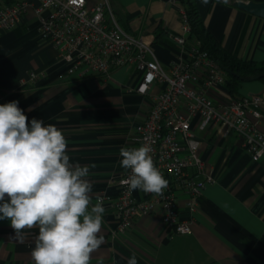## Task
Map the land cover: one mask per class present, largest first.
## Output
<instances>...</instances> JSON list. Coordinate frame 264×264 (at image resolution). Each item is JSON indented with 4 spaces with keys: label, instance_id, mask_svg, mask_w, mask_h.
Here are the masks:
<instances>
[{
    "label": "crops",
    "instance_id": "0c3cea01",
    "mask_svg": "<svg viewBox=\"0 0 264 264\" xmlns=\"http://www.w3.org/2000/svg\"><path fill=\"white\" fill-rule=\"evenodd\" d=\"M108 1L123 29L151 41L156 58L168 67L176 49L165 36L180 32V0ZM192 1L208 33L227 52L244 61H264V18L235 8L236 0ZM47 14L43 10L40 16ZM38 27V16L30 7L20 25L0 34V104L18 101L29 123L41 119L63 131L73 164L95 165L88 177L93 204L98 195L115 197L118 190L110 181L126 171L120 166L119 150L132 147L134 129L160 87L146 95L128 92L139 81L132 67L119 68L107 80L70 79L54 48L39 39ZM158 27L162 38L154 43ZM30 71L37 74L36 81L21 85ZM249 94L264 98V80L241 83L237 95ZM259 128L264 131V110ZM197 136L199 155L213 183L202 192L190 234L168 235L157 208L137 217L125 236H113V211L104 204V243L92 254L91 264H127L133 253L137 264H264V157L252 161L234 132L224 136L211 127ZM134 195L142 193L134 190ZM178 206L183 208V201ZM37 235V228L26 229L22 241L14 239L10 221L0 220V264H33Z\"/></svg>",
    "mask_w": 264,
    "mask_h": 264
},
{
    "label": "built area",
    "instance_id": "2783aa9c",
    "mask_svg": "<svg viewBox=\"0 0 264 264\" xmlns=\"http://www.w3.org/2000/svg\"><path fill=\"white\" fill-rule=\"evenodd\" d=\"M38 1L36 4L33 0H6L0 4V34L20 25L31 7L39 19V39L54 48L57 60L65 66L66 77L76 81L107 80L119 68L132 67L139 81L128 92L146 95L153 87H160L145 118L134 129L132 147L150 146V154L168 180V187L162 196L139 190L142 196L136 197L134 190L129 191L123 183L128 170L119 179L111 180L117 195L97 197L112 208L113 236H125L137 217L157 208L168 235L190 234V222L198 211L202 192L213 183L198 152L197 133L211 127L224 136L234 132L242 140L243 151L252 161H258L264 157V131L259 128L264 98L227 91L223 71L191 37L181 7L180 32L165 36L176 49V56L168 67H163L151 41L120 26L108 0L94 4L87 0ZM43 10L48 12L45 17L40 16ZM36 79L37 74L30 71L20 84H34ZM197 175L203 178L196 180Z\"/></svg>",
    "mask_w": 264,
    "mask_h": 264
},
{
    "label": "clouds",
    "instance_id": "9594fccd",
    "mask_svg": "<svg viewBox=\"0 0 264 264\" xmlns=\"http://www.w3.org/2000/svg\"><path fill=\"white\" fill-rule=\"evenodd\" d=\"M18 104H0V220L10 221L20 241L26 229H38L33 264H91L104 243L103 199L93 204L88 179L95 165L73 164L63 131L41 119L29 123ZM150 153L147 144L120 148L123 183L162 196L169 182ZM127 264H137L135 253Z\"/></svg>",
    "mask_w": 264,
    "mask_h": 264
},
{
    "label": "trees",
    "instance_id": "16d2710c",
    "mask_svg": "<svg viewBox=\"0 0 264 264\" xmlns=\"http://www.w3.org/2000/svg\"><path fill=\"white\" fill-rule=\"evenodd\" d=\"M180 3L181 8L186 13L191 28V37L197 41L200 48L206 51L223 71L225 75L224 85L230 94L237 95L241 83L253 80H264V61H244L227 52L206 30L198 15L194 2L192 0H180ZM112 12L120 24L113 9ZM153 34V42L155 43L162 38V29L158 27Z\"/></svg>",
    "mask_w": 264,
    "mask_h": 264
},
{
    "label": "water",
    "instance_id": "95a60500",
    "mask_svg": "<svg viewBox=\"0 0 264 264\" xmlns=\"http://www.w3.org/2000/svg\"><path fill=\"white\" fill-rule=\"evenodd\" d=\"M210 1H216L221 3L224 0H210ZM233 5L237 9H241L257 17L264 18V2L236 0L234 1Z\"/></svg>",
    "mask_w": 264,
    "mask_h": 264
}]
</instances>
